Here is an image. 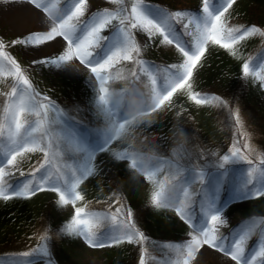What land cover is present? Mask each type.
I'll return each instance as SVG.
<instances>
[{"label":"snow or ice","instance_id":"6c2138e0","mask_svg":"<svg viewBox=\"0 0 264 264\" xmlns=\"http://www.w3.org/2000/svg\"><path fill=\"white\" fill-rule=\"evenodd\" d=\"M25 2L51 16L54 22L46 31H30L9 44H5L0 39V68L7 65L10 69L8 75L13 77L16 83L3 109V117L0 118V153L3 154V159H0V198L5 200L17 197L29 198L37 191L45 190L47 186L58 193V205L71 203L75 206L76 201L83 199L77 191L78 187L95 170L93 164L95 154L104 152L113 141L124 138L128 128L137 124L142 118L166 106V102L171 103L174 94L179 90H187L189 99L196 104L213 101L225 103L220 97L191 91L194 70L205 56L209 42L231 50L238 41L257 31L255 27L251 29L227 27L225 13L236 3V0H222V2L221 0H202V8L199 10L201 14L198 16L189 11L169 12L147 4L145 0H134L130 10L122 8L119 12H113L104 8L90 14L89 0H69L66 8L55 15L50 7L46 6L44 0L39 2L25 0ZM113 2L119 3L120 0H113ZM51 7L54 8L55 5ZM185 19L188 23L183 24L181 32L184 36L192 37V40L187 42L176 30V25L181 24ZM114 20L117 23L114 24ZM190 25L194 26V31L189 30ZM134 30L142 31L150 38L153 35H159L162 37V43L174 45L182 55L183 63L171 65L169 70H165L166 74L160 76L161 70L158 66L134 58L133 54L138 56L140 51L135 41ZM237 33L240 34L237 35ZM57 37L65 41L62 53L55 58L34 59L31 64L32 66L44 64L61 71H80L79 66L74 63L78 61L79 65L88 71L89 87H93L94 90L98 88L94 107L106 121V126L95 133L79 132L82 122L76 121L64 110L59 109L50 98L41 99L18 61L6 51L7 48L15 47L17 44L38 50ZM120 61H134L140 65V73L148 76L151 84L150 104L145 102L144 93L140 92L137 86L140 74L135 71L131 73L134 80L130 81V88L121 92H112L107 87L111 79V70ZM250 63L251 61H245L242 65L245 76L251 72ZM261 67H264V62ZM50 113L55 116V119H50ZM30 116H35L36 119H29ZM235 120L239 124L238 113L235 115ZM53 126L61 129L66 142L75 144L78 150L87 156L84 164L69 165L66 166V170L59 167L53 170V160L59 153L53 150L51 143H43ZM92 136L96 139L90 140ZM37 150L44 153V160L28 174L31 179L13 188L8 178L14 175L13 169L18 167L17 157L25 152ZM230 158L233 161L241 158L239 150L233 151L230 156L224 155L221 163L216 165L218 171L211 175L209 181L213 188L211 199L201 197L204 200V203L200 205L203 214L198 220H193L191 214L195 201L191 199L188 186L197 180L202 186L204 185L205 176L202 170L192 166L187 168L176 166L170 179L166 177L164 181L157 182L155 185L151 194V204L157 208H173L177 216L189 223L193 229L190 233V241L177 248L183 257L182 264H194L196 254L205 245L229 256L236 264H254L257 257L264 258V241L260 243L259 250L253 255H246V242L258 226L255 219L246 222L240 231L233 230L230 233L231 239L218 235V225L226 222L222 218L223 209L233 200L248 198L251 192L246 189L254 183L252 176L254 169H250L238 178L239 185L233 188L230 199L221 202L219 206L216 205L215 198L226 184L228 171L225 165ZM116 159L130 161L131 168L138 172L143 171L147 180H153L155 170L147 169L141 154L123 152L116 154ZM153 159L157 158L153 157ZM161 163L169 162L161 161ZM248 163L252 162L248 161ZM20 175L25 174L21 172ZM5 186L10 190L5 191ZM122 210L123 219L113 215L111 219L120 222L106 226V230L119 234L109 235L107 239L111 243L123 241L139 243L146 239L136 226L132 209L117 208L116 212L119 214ZM106 220V216L102 220L101 214L86 212L82 207H74L72 219L61 231L82 236L90 246L103 248L106 244L97 239L98 233L93 228ZM49 239L50 237L45 234L41 237V244L32 252L18 255L21 257L34 254L49 256ZM0 264H32V262L24 259L0 258ZM140 264H144L143 258Z\"/></svg>","mask_w":264,"mask_h":264},{"label":"rangeland","instance_id":"374dc122","mask_svg":"<svg viewBox=\"0 0 264 264\" xmlns=\"http://www.w3.org/2000/svg\"><path fill=\"white\" fill-rule=\"evenodd\" d=\"M44 2L46 6L50 7L53 15H55L57 12L66 8L69 0H44ZM145 3L163 8L169 12L170 9H173L175 12L177 10L189 11L190 8L195 6L202 8V0H145ZM53 4L55 5L54 8L51 7ZM124 4L125 3L120 4V2H113V0H89V14L104 8L113 12H119L122 8L131 9L132 4ZM229 10L225 13L226 25L229 28L237 29L239 25L238 18H234L233 16L230 18ZM253 11L256 10L254 9ZM198 15L200 14H197V16ZM53 22L51 16L36 9L33 5L25 2V0H0V39H2L5 44H9L12 40L23 37L30 31H46L52 26ZM113 23L115 24L117 21L114 20ZM184 23H188V20H183L181 24H178V27L182 28ZM251 23L252 25H249L248 29L255 27L257 31L234 45V49L238 51V56L240 57L241 69L239 77L242 79L247 78L242 72V65L245 61H251V72L249 75L252 77L253 83L260 82L264 89V67H261L262 62H264V52L259 56L258 60H254L256 57L255 54L260 49H264V27L257 26L255 22ZM189 30L194 31V26L190 25ZM134 31L135 41L139 45V48H142V50L154 49V51H149L145 54L148 57H142L140 49L138 56H136L135 53L133 54L135 59L149 62L148 60H153L154 58L160 61V59L165 58V56H169L173 59L175 58L176 47L174 45L162 43V37L159 35H153L150 38L142 31ZM239 34L240 33H237V35ZM210 44L211 42H209L208 45ZM64 45L65 41L61 37H57L54 41L41 46L38 50L31 47L26 48L21 44H17L15 47L7 48L6 51L10 52L18 61L36 92L40 94L41 99L43 97L50 98L59 109L64 110L76 121L87 124V126L82 125L79 128V132L84 133L92 128L93 133H95L97 130L103 129L105 125L101 123L102 121L100 120L103 118V115H98L94 107L95 95L98 92V88L94 90L93 87H89L87 83L89 77L88 71L85 70L82 65H79L78 61L74 63L79 66L80 71H61L53 67L45 66L44 64H36L35 66L31 64L34 59H39L41 57H57L62 53ZM149 46H151V48H149ZM136 70L140 71V65L134 61H120L111 70V79L108 81L107 87H109L112 92H121L124 88H130V81H133L134 78L131 73L133 71L137 72ZM9 71L10 69L7 65L0 68V118L3 117V109L9 99V94L12 89L16 87L14 78L8 75ZM195 72L196 69L194 70V76L191 80L192 86L194 84ZM205 91L207 92H202L200 94L216 96L214 94H209V90ZM217 97H220L225 103L221 104L213 101L204 104L210 114L208 116L210 118L208 119V123L202 122L198 115L194 114L183 124L166 131H135L129 137L131 140L128 147L120 150V153L137 152L141 154L147 169L150 171L155 170L153 180L149 181L145 178L143 171L138 172L136 169L131 168L129 162L127 177L130 182V189L136 188L135 190L146 191L148 195L144 205L138 206L135 203L136 199L130 201L129 198L118 189L112 190L101 198H94L77 190L83 197L82 200L76 201L75 206L71 203L63 205L59 220H56L55 217L50 218V224L48 223L46 226H44L43 220L37 221L35 229L25 236L22 244L17 243V249L14 248L15 250L21 249V253L32 252L33 249L41 244V237L47 234V236L50 237L48 241L50 255L44 256L42 254H34L29 257L19 256L17 259L30 261L32 264H56L50 249H52L54 241L59 240L66 233L62 232L61 229L72 219L74 207H82L86 212L101 214L102 220L104 216L107 217L106 221L96 224L94 228L107 226L108 223L111 222L119 223V220L113 221L111 219L113 215H118L121 220L123 219V210L118 214L116 209H126L130 207L133 211L137 228L144 234L140 226L142 222L140 213L141 211L144 212L148 209L147 207L152 205L151 194L157 182L164 181L166 177L170 178L176 166L182 168L192 166L198 170H202L204 175L213 171H218L216 165L221 163L222 157L224 155L230 156V154L236 150H239L241 158L234 161L230 158L227 164L248 163V161H251V164L248 163L249 169L243 174L236 173V177L240 178L250 169H254L253 173L257 177V185L253 190L246 189L251 192L248 198L233 200L230 206L223 209L222 218L226 222L218 225V230L227 226L233 219L240 217L246 208L264 207V146L258 141V131L256 127L250 123L249 117L247 116L248 113L245 112V115L240 109V106L231 99L230 95ZM147 103H151V94ZM167 105L168 102H166V106ZM166 106L157 110L156 113L164 110ZM154 113L155 112L151 113L149 116H152ZM237 113L239 116V124H237L235 120V115ZM49 116L50 119H55V116L51 113ZM29 119H36V117L30 116ZM95 139V136L90 137V140ZM43 143H51L53 145V150L59 153L57 158L53 160V170L56 167L66 170V166L81 165L86 159V155L79 151L75 144L66 142L58 126H53ZM57 145H59V148H57ZM153 157L157 159H153ZM44 158V153L39 150L25 152L17 157L18 167L13 169V172H23L28 175L34 168L39 166ZM65 158L71 159V161L62 165V162L68 160ZM0 159H3L2 153H0ZM161 161H168L169 163H161ZM28 179H31L29 175L26 176V181ZM226 184L234 188L239 185V182H229ZM200 185L201 183L197 180L188 186L191 195L194 194L196 191L195 189L199 190ZM45 188H47V186H45ZM5 191H9L6 186ZM249 211L252 213V216H250L247 221L249 222L255 219L258 225L249 237L250 239L258 230L259 233L264 234V212L253 209H249ZM202 214L201 211L199 218ZM173 227H175V225H173ZM192 231L193 229L190 225L186 227V229H182L178 236V238H181L179 244L183 246L190 241V233H192ZM144 236L146 239L139 243H131L134 249L132 252L135 251L134 256H136L135 264H140L142 258L144 264H182L183 257L177 251V248L181 246L177 244H174V246L167 245L168 247L153 246L150 237ZM229 239H231V237H229ZM260 243L261 240H257L255 244L247 248L246 255L251 256L254 252L258 251ZM14 246L15 245L3 248L0 245V247H2L0 250L12 249ZM103 250L104 247L99 248L92 247L88 244L84 245V249L80 254L81 258L73 260L72 264H103ZM194 264H236V262L231 260L229 256H225L224 253L205 245L196 254ZM254 264H264V258L257 257Z\"/></svg>","mask_w":264,"mask_h":264},{"label":"trees","instance_id":"16d2710c","mask_svg":"<svg viewBox=\"0 0 264 264\" xmlns=\"http://www.w3.org/2000/svg\"><path fill=\"white\" fill-rule=\"evenodd\" d=\"M254 9L256 11H253ZM193 11H196L195 7ZM229 11L230 18L232 16L238 18V23L241 27H245L251 24V22H255L256 25L264 27V0H236V3ZM206 48L205 56L196 68L194 84L191 91L202 93L207 92L205 90H209L208 92L216 96L230 95L231 99L240 106L242 112L245 115L248 113L247 116L249 117L250 123L258 131V141L264 146V89L261 83H253L250 75H247L246 79L239 77L241 69L240 57L234 47L229 50L211 43ZM158 63H160L158 65L161 70L160 76H163L166 74L165 70H169L171 65H180L183 63V57L181 54L174 59L165 56ZM138 74H140V81L137 85L140 89H147L150 86L148 76L141 73ZM97 113L100 115L99 112ZM194 114H197L202 122H209L208 119L210 118L208 116L210 114L207 111L206 105L196 104L190 100L187 90L178 91V93L174 94L171 103H168L164 110L159 113L155 112L152 116L142 118L137 124L128 128L124 138L113 141L104 152H97L93 160L95 168L93 174L85 179L77 190L91 197L101 198L110 191L118 189L130 201L136 199L135 203L138 206L144 205L145 201H147L146 197L148 194L145 190L130 189L131 186L129 185V178L127 177L129 161L117 160L116 154L120 153V150L128 147L131 140L129 137L135 131H166L183 124ZM100 120L106 126L105 118L103 117ZM248 167V163L225 165L228 171L226 183L231 181L239 182L236 173L243 174L249 169ZM215 172L217 171H213L212 174ZM212 174L205 177L206 180L202 186V194H199L201 193V191L198 192L201 190L199 189L191 195V199L195 201L191 212L193 220L199 216L200 205L204 203L201 197L204 196V192H206L210 185L209 181ZM26 175L25 173L24 176H21L19 172H14V175L9 178V183L13 188H17L24 183ZM252 176L254 183L249 185L248 189H254L257 185V177L254 173ZM226 195L227 191L225 190L221 199L218 200V205L224 201L223 197ZM58 199V193L50 189L37 191L29 198L17 197L8 200L0 198V245L3 248L15 245L12 249L0 250V258L5 260L9 258L17 259L19 257L18 254L21 253V249L15 250L18 248L17 245L22 244L25 236L35 229L37 221L43 220L44 226H46L48 223L50 224V218L55 217L56 220L60 219L63 206L58 205ZM147 208L144 212L141 211L140 213L142 216L140 217L142 218L140 226L144 231V235L150 237L152 245L168 247L167 245L173 246L175 242L178 243V236L181 230L189 223L181 220L173 208H157L153 205ZM249 209L264 212V207L246 208L240 217L233 219L220 232L222 231V234L227 233L225 237L228 238V235L233 230L237 231L243 227L252 214ZM95 231L98 233L97 238L101 239L112 235V232H108L106 228L96 229ZM253 238L248 239L246 247L253 243ZM87 244L82 236L65 233L59 240L54 241L52 249H50L51 255L56 264H72L73 260L81 258V251L84 249V245ZM132 250H134L132 244L127 241L106 245L102 253L104 257L103 264H135V251L132 252Z\"/></svg>","mask_w":264,"mask_h":264}]
</instances>
